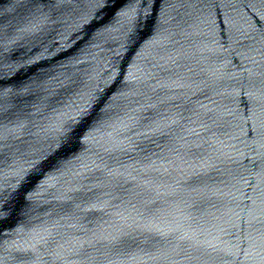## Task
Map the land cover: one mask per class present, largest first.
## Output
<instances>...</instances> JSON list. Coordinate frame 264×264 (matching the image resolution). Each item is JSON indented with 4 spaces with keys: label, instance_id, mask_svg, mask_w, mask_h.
I'll use <instances>...</instances> for the list:
<instances>
[{
    "label": "water",
    "instance_id": "95a60500",
    "mask_svg": "<svg viewBox=\"0 0 264 264\" xmlns=\"http://www.w3.org/2000/svg\"><path fill=\"white\" fill-rule=\"evenodd\" d=\"M128 2L0 0V264H264V0Z\"/></svg>",
    "mask_w": 264,
    "mask_h": 264
},
{
    "label": "snow or ice",
    "instance_id": "6c2138e0",
    "mask_svg": "<svg viewBox=\"0 0 264 264\" xmlns=\"http://www.w3.org/2000/svg\"><path fill=\"white\" fill-rule=\"evenodd\" d=\"M94 7L97 9V14H99V11H102L105 7H108L110 4L113 3V0H91ZM152 0H136V3L142 7L146 8ZM124 3L126 5L125 9H122L119 11L118 15L122 17H126L128 19V22L131 24L134 22V17L130 15V13L136 12L137 9L133 8L131 3L128 2V0H124ZM131 38V37H130ZM88 113L85 111L81 115L80 121H70L68 123H65L62 125V127L59 130V138L55 141V143L68 151H71L72 148L79 143L82 136H84L85 131L90 130L93 125H90L87 121ZM91 135V132L89 131V136ZM88 137L85 136V139ZM39 161L34 162V167H38ZM3 197H0V200H2ZM79 207V205H77ZM115 253L117 255H124L126 254V250L122 249L120 247H115L114 249Z\"/></svg>",
    "mask_w": 264,
    "mask_h": 264
}]
</instances>
